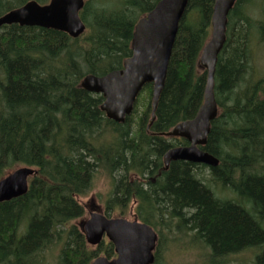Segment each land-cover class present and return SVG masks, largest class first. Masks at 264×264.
Listing matches in <instances>:
<instances>
[{
  "label": "trees",
  "instance_id": "1",
  "mask_svg": "<svg viewBox=\"0 0 264 264\" xmlns=\"http://www.w3.org/2000/svg\"><path fill=\"white\" fill-rule=\"evenodd\" d=\"M28 1L0 0V16ZM158 1L86 0L81 17L89 33L80 38L37 26L0 28V178L20 165L38 170L25 195L0 203V264L114 257L111 242L91 247L73 223L86 213L78 196L98 174L113 186L107 215L136 201L137 217L157 231L154 264L172 263L164 254L180 247L172 241L180 234L199 252L186 264H228L247 251L251 263L238 264H264V74L254 79L251 41L264 43V0H236L228 16L215 73L220 113L202 147L218 166L177 160L165 170L164 154L188 142L159 135L194 118L204 101L207 71L199 58L215 0H189L149 129L152 83L124 123L106 117L101 94L81 87L86 74L122 68L136 22Z\"/></svg>",
  "mask_w": 264,
  "mask_h": 264
},
{
  "label": "water",
  "instance_id": "2",
  "mask_svg": "<svg viewBox=\"0 0 264 264\" xmlns=\"http://www.w3.org/2000/svg\"><path fill=\"white\" fill-rule=\"evenodd\" d=\"M189 0H160L155 7L135 25L132 38V56L126 58L123 68L111 70L104 75L87 74L81 86L105 98L101 109L107 117L122 123L133 111L140 91L147 83H153L152 120L165 86L168 67L179 23ZM236 0H215L212 16V32L205 44L200 63L207 70L204 102L193 119L176 124L171 130L161 133L167 137H184L187 146L170 148L164 155L165 170L171 161L184 160L217 166L219 161L200 148L207 143L212 121L219 108L215 96V72L219 54L226 42L228 16ZM84 0H50L40 4L30 0L21 7L0 16V28L4 25L40 26L67 32L72 37L81 35L86 26L79 12ZM38 171L28 166H19L0 178V203L25 195L29 190V178ZM87 242L97 245L104 235L114 244L117 256L109 259L97 257L92 264H153L157 233L147 223L130 221L122 217H108L92 212L82 223Z\"/></svg>",
  "mask_w": 264,
  "mask_h": 264
},
{
  "label": "rangeland",
  "instance_id": "3",
  "mask_svg": "<svg viewBox=\"0 0 264 264\" xmlns=\"http://www.w3.org/2000/svg\"><path fill=\"white\" fill-rule=\"evenodd\" d=\"M257 3H259V6L260 4H263L262 2H260V0H258ZM259 6H256L254 8V10L252 11V15L257 17L261 13V8ZM87 33H89V30H87L85 34ZM251 41L253 42L252 49L254 50L253 66L255 69L254 71H256L254 79H256L262 77V75L264 74V43L260 44L256 37H254ZM205 171L206 173H209V170L206 169ZM112 189L113 186L111 179L102 174H98L94 180L92 190L83 197H78L80 203L84 205L86 209V214L82 218L75 219L73 223L77 224L78 226H81L80 223L88 219L90 212L93 210L105 212L106 210L104 204L108 199L109 195L112 193ZM135 206L136 205L131 204L124 213H122L120 209L116 208L115 210H112L110 216L125 217L128 220L132 221L134 219ZM188 239V237L183 236V234H180L177 236L176 239L172 240L175 241V243H178L180 247L176 246L175 243V245L172 244V248L169 249L166 254H164L168 256L166 261H168L169 257L171 259L174 258L171 264H186V261H194L199 252L193 247H190L191 244L188 242ZM170 244V242H165L163 245V249H167ZM253 254L254 253L252 251H247L241 254L239 253L238 255L234 254L228 264H238L241 261H248L249 263H251V261L253 260Z\"/></svg>",
  "mask_w": 264,
  "mask_h": 264
},
{
  "label": "bare ground",
  "instance_id": "4",
  "mask_svg": "<svg viewBox=\"0 0 264 264\" xmlns=\"http://www.w3.org/2000/svg\"><path fill=\"white\" fill-rule=\"evenodd\" d=\"M216 119V118H215ZM214 119V120H215ZM210 154V153H209ZM212 155V154H211ZM213 156V155H212ZM215 157V156H214ZM216 158V157H215ZM217 159V158H216ZM218 160V159H217ZM219 161V160H218ZM197 164H203V163H197ZM219 164V163H218ZM205 165V164H204ZM209 167H215V166H210V165H208ZM218 166V165H217Z\"/></svg>",
  "mask_w": 264,
  "mask_h": 264
}]
</instances>
